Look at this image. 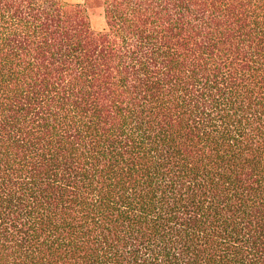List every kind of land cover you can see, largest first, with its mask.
Instances as JSON below:
<instances>
[{
  "label": "trees",
  "instance_id": "obj_1",
  "mask_svg": "<svg viewBox=\"0 0 264 264\" xmlns=\"http://www.w3.org/2000/svg\"><path fill=\"white\" fill-rule=\"evenodd\" d=\"M0 264H264V0H0Z\"/></svg>",
  "mask_w": 264,
  "mask_h": 264
},
{
  "label": "rangeland",
  "instance_id": "obj_2",
  "mask_svg": "<svg viewBox=\"0 0 264 264\" xmlns=\"http://www.w3.org/2000/svg\"><path fill=\"white\" fill-rule=\"evenodd\" d=\"M73 2H83V0H70ZM91 23L92 26L97 29L101 30L105 26V18L102 13H95L91 15Z\"/></svg>",
  "mask_w": 264,
  "mask_h": 264
}]
</instances>
